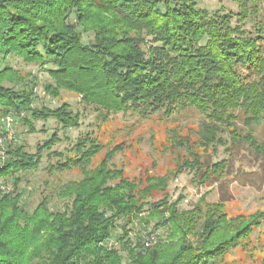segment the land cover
I'll use <instances>...</instances> for the list:
<instances>
[{
    "label": "trees",
    "instance_id": "16d2710c",
    "mask_svg": "<svg viewBox=\"0 0 264 264\" xmlns=\"http://www.w3.org/2000/svg\"><path fill=\"white\" fill-rule=\"evenodd\" d=\"M234 2L237 12L212 13L199 8L198 0H0V61L14 56L28 65L51 66L53 82L45 91L54 99L62 91L72 93L105 121L130 109L144 118H169L179 108L194 107L205 117L196 139L171 129L162 151L184 150L187 156L179 155L178 171L164 176L146 171L132 177L110 164L123 144L94 166L104 150L97 131L79 137L68 152L53 150L61 142L57 132L35 153L9 148L0 178L37 170L46 152L51 172L78 170L82 177L57 192L69 202L63 212L51 211L48 197L30 213L20 193L0 195V264H123L119 250L105 247L122 218L129 224L157 221L155 228H166L169 240L145 248L140 241L133 244L123 227L127 264H220L238 249L252 254L249 244L257 249L252 237L264 212L232 215L226 202H209V193L181 210L182 197L170 202L165 192L180 170L195 171L201 186L223 178L228 160L211 166L204 160L210 148L215 153L226 145L224 134L264 154V143L254 135L264 127V0ZM72 12L82 31L69 23ZM250 22L252 31L245 27ZM82 32L94 35L92 43H83ZM30 78L31 73L0 67V118L31 113L24 122L32 133V121L50 119L78 128L81 114L67 103L33 107ZM19 85L24 89L17 90ZM20 182L16 177L15 186ZM160 192L164 197L153 202ZM258 259L264 264V257Z\"/></svg>",
    "mask_w": 264,
    "mask_h": 264
},
{
    "label": "rangeland",
    "instance_id": "374dc122",
    "mask_svg": "<svg viewBox=\"0 0 264 264\" xmlns=\"http://www.w3.org/2000/svg\"><path fill=\"white\" fill-rule=\"evenodd\" d=\"M199 8H205L212 13L238 11L234 0H198ZM77 14L72 12L69 23L77 25ZM78 29L82 28L77 25ZM247 30H254L253 23H247ZM83 43L90 44L94 39L92 33H83ZM0 67H11L20 73H31L34 78L26 82L27 88L34 90L33 107L58 108L63 103L71 106L74 113L81 114L80 126L78 128H62L56 120L32 121L36 132L32 133L27 128L24 118H31V113H23L21 116L10 112L3 114L0 118V164L3 165L7 158L9 148L23 146L29 153H35L38 145L49 140L57 132L61 142L54 146V151L68 152L72 149L77 139L88 132L97 131L104 150L94 158L93 165H98L104 158L105 153L116 145L123 144L124 149L111 161L118 168L126 170L132 177L143 176L146 171L155 176H164L170 171L176 173L180 168L181 160L179 155H186L184 150L173 152L163 150L166 141L169 140L173 128H177L178 134L187 135L191 132L196 139L195 131L200 129L201 123L205 120L204 115L194 107L179 108L169 118L155 114L152 118H144L142 114L133 109L127 112L114 114L110 119H97V113L93 108L83 103L80 97L62 91L59 99H54L45 91V86L52 83L48 71L51 66L28 65L22 59L11 56L7 61H0ZM11 87V85L7 84ZM17 90L24 89V86H16ZM162 118V119H160ZM238 125L243 132L249 131L242 121ZM191 134V135H192ZM254 135L259 142L264 143V127L254 129ZM226 145H220L218 152L210 148L204 160L205 165H214L222 160H228L224 171V177L212 178L209 183L202 186L196 183L195 171L180 170L176 177L170 181L166 193L170 202L182 197L179 208L189 210L199 202L201 197L207 193L209 202H226L230 214H245L247 217L261 211L264 212V154L256 151L245 142H233L227 134L223 135ZM180 153V154H178ZM44 153L43 161L39 168L34 171H23L15 176L0 178V195L8 193H20L21 200L27 210L32 213L44 197H48L49 208L53 212L64 211L69 203L56 196L66 183L72 180H79L82 174L78 170L64 173H53L50 170L52 161ZM204 154V153H203ZM180 160V161H179ZM19 177L21 182L15 186V179ZM164 192V193H165ZM164 193H158L151 200L158 201L164 197ZM152 208L149 205L141 214L140 218L146 217ZM157 221L149 225L140 220L133 223L122 218L117 223V230L114 236L106 243L108 249L116 248L120 251L123 264H127V253L121 249L120 242L123 237V227L130 230L129 238L136 245L139 241L145 248H152L163 242L168 243L167 229H156ZM126 240V239H125ZM252 241L257 245L253 249L249 244L247 250L241 249L232 251L226 260L220 264H259V259L264 257V223L261 229L255 230ZM261 243V244H259ZM208 264H219L211 261Z\"/></svg>",
    "mask_w": 264,
    "mask_h": 264
}]
</instances>
